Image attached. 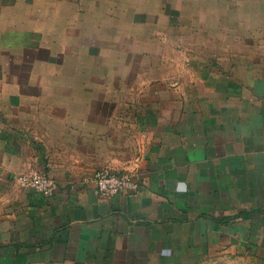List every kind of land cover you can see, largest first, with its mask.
I'll list each match as a JSON object with an SVG mask.
<instances>
[{
	"label": "crops",
	"instance_id": "obj_1",
	"mask_svg": "<svg viewBox=\"0 0 264 264\" xmlns=\"http://www.w3.org/2000/svg\"><path fill=\"white\" fill-rule=\"evenodd\" d=\"M0 264H264V0H0Z\"/></svg>",
	"mask_w": 264,
	"mask_h": 264
},
{
	"label": "built area",
	"instance_id": "obj_2",
	"mask_svg": "<svg viewBox=\"0 0 264 264\" xmlns=\"http://www.w3.org/2000/svg\"><path fill=\"white\" fill-rule=\"evenodd\" d=\"M90 179L96 183L99 193L108 198L136 191L141 186L134 173L109 168L97 170ZM17 180L22 187L36 189L46 196H51L58 190L57 179L42 171L22 173Z\"/></svg>",
	"mask_w": 264,
	"mask_h": 264
},
{
	"label": "rangeland",
	"instance_id": "obj_3",
	"mask_svg": "<svg viewBox=\"0 0 264 264\" xmlns=\"http://www.w3.org/2000/svg\"><path fill=\"white\" fill-rule=\"evenodd\" d=\"M215 17H217V16H215ZM218 20L219 21H229V18L228 17H221V20H220V16H219L218 17ZM219 34L220 35L223 34L222 35V37H223L224 34H225V31L224 30L223 31H221V30L219 31V30H214V29L201 31V30H199V29L196 28V29L191 30L190 37H191L192 41L197 40V42L194 41V43H196L197 45H199L200 44L199 43V40L204 39V38H207V39L208 38H213L215 35L218 36ZM186 37H187L186 34H184V28H182L180 31H176L175 42H177L178 44H181L182 43V40H184V38H186ZM175 48H176V52L181 51V47H175ZM214 48H215V46L214 47L213 46L208 47V49H210V51H214ZM168 49L169 48H166V47L163 48L164 52H167Z\"/></svg>",
	"mask_w": 264,
	"mask_h": 264
}]
</instances>
